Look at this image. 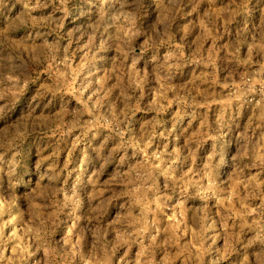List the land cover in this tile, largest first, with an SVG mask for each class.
<instances>
[{
	"label": "clouds",
	"instance_id": "9594fccd",
	"mask_svg": "<svg viewBox=\"0 0 264 264\" xmlns=\"http://www.w3.org/2000/svg\"><path fill=\"white\" fill-rule=\"evenodd\" d=\"M69 3L0 0V264H264V0Z\"/></svg>",
	"mask_w": 264,
	"mask_h": 264
},
{
	"label": "rangeland",
	"instance_id": "374dc122",
	"mask_svg": "<svg viewBox=\"0 0 264 264\" xmlns=\"http://www.w3.org/2000/svg\"><path fill=\"white\" fill-rule=\"evenodd\" d=\"M81 3H82V0H70V3H69V5H68L69 11L74 13L75 10H76V7L79 6V5H81ZM44 11H47V10H44ZM71 19H72V17L70 16V17H69V21H71ZM66 26H67V24H66ZM74 47H75V46H73V48H74ZM79 57H80V54L77 53V55H76V61H77V62H79ZM61 70H63V69H61ZM34 71L42 73V75H41V79H48L49 72L47 71V65H46V64L43 65V66H41L40 68L34 69ZM52 72H53V73L56 72L55 65H53V67H52ZM31 87H32V86H30L29 90L25 93L24 97L21 98V100L16 104V108H17V110H18L20 107L23 106L24 101L27 99V96L31 94ZM217 90H219V89H217ZM50 99H51V96H50V95H49V96H42V97H40V98L36 101V103H39V104H41V105H44V104L47 103ZM10 100H11V97H10V96H9V97H5L4 100H0V104L8 103ZM53 105H54V101H53ZM53 105H49V107L51 108ZM214 111H215V107H213V112H214ZM194 127H195V125H194ZM110 168H111V165H109V169H110ZM107 174H108V170L106 169L105 172H104V174L101 176V183H103V180H104V178L107 176Z\"/></svg>",
	"mask_w": 264,
	"mask_h": 264
}]
</instances>
